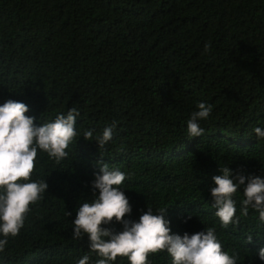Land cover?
<instances>
[{
    "label": "trees",
    "instance_id": "1",
    "mask_svg": "<svg viewBox=\"0 0 264 264\" xmlns=\"http://www.w3.org/2000/svg\"><path fill=\"white\" fill-rule=\"evenodd\" d=\"M8 100L25 103L37 126L73 107L79 115L65 159L38 150L32 180L49 187L0 264H77L85 255L96 264L88 236L73 239L72 221L98 195L102 163L126 175L125 219L168 208L171 234L212 228L236 264H264V222L251 207L242 215L243 186L234 196L239 223L227 228L211 196L225 166L234 182L264 179V140L254 133L264 128V0H0V106ZM199 103L212 111L199 122L203 134L189 138ZM113 123L102 149L84 139ZM102 227L123 231L115 221ZM148 262L172 258L164 251Z\"/></svg>",
    "mask_w": 264,
    "mask_h": 264
},
{
    "label": "clouds",
    "instance_id": "2",
    "mask_svg": "<svg viewBox=\"0 0 264 264\" xmlns=\"http://www.w3.org/2000/svg\"><path fill=\"white\" fill-rule=\"evenodd\" d=\"M198 109L187 122L189 138L203 134L199 122L207 119L212 111L205 103H199ZM28 111L25 103L14 100L0 106V236H3L0 252L4 251L9 237L19 235L30 206L36 204L49 187L43 180H32L38 150L61 161L68 156L66 149L77 136L75 125L79 111L75 107L42 126L34 123V117L25 115ZM114 128L115 123L94 138L93 131L88 130L83 137L96 141L102 149L112 139ZM254 133L258 140H264V128L255 127ZM221 172L222 175L213 177L216 186L211 188V196L215 215L222 226L227 228L239 223L234 196L241 186L242 215L247 216L251 207L258 212L259 221L264 222V179L241 175L236 177L237 183L231 178V169L225 166ZM125 179L124 172L102 163L92 183L98 195L91 202L82 203L72 221L73 239L88 236L90 251L99 257L96 264H112L118 257H126L130 264H149L150 255L164 251L172 258V264H236L235 257L223 250L212 228L194 234L186 232L183 236L171 234L170 221L165 219L168 208L156 209L158 214H154L153 208L148 207L138 221L125 219L132 212L129 199L120 188ZM113 221L121 223L123 231L102 227ZM252 240L253 235H248L247 243ZM258 255L264 261V248ZM77 264H89V256L85 255Z\"/></svg>",
    "mask_w": 264,
    "mask_h": 264
}]
</instances>
